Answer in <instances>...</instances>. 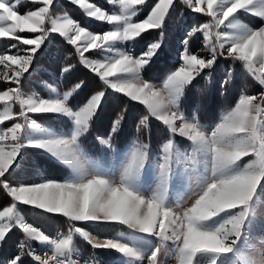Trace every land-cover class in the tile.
<instances>
[{"label": "snow or ice", "instance_id": "1", "mask_svg": "<svg viewBox=\"0 0 264 264\" xmlns=\"http://www.w3.org/2000/svg\"><path fill=\"white\" fill-rule=\"evenodd\" d=\"M69 2L87 18L111 25V30L93 32L67 13L56 15L58 0H0V38L10 41L0 52V81L7 82L0 91V190L9 201L0 205V248L14 230L22 235L0 264H25L26 257L36 264H102L95 250H114L123 258L103 264H162V250L171 251L176 264H264V243L257 248L248 240L249 233L264 234V220L256 218V204L264 194V0H110L118 5L111 14L88 0ZM26 4L32 8L21 12ZM180 5L203 14L208 22L185 29L178 41L179 66L170 68L158 87L141 73L164 54L171 13ZM242 15L259 19V25L243 23ZM151 30L158 35L138 55L117 48L138 42ZM197 33L206 42V54L190 50ZM52 34L74 46L79 63L100 81V88L80 102L75 96L85 86L83 80L64 92L44 82L51 90L48 98L23 91L22 81L32 75L34 62L52 55L46 45ZM92 50L106 54L92 59L97 54ZM219 57L241 62L260 87L255 94L242 91L234 107L205 127L197 115L200 102L191 93L207 94ZM74 67H62L61 76ZM232 77L229 68L220 81L221 94ZM108 90L144 106L135 130L149 133V142L137 137L126 153L113 150L115 167L94 159L90 153L96 148L83 143ZM14 105H19L18 111ZM127 111V105L121 107L107 132L95 136L99 145L112 149ZM31 114L64 117L67 131L45 128ZM150 120L160 122L168 134L154 167L155 188L148 186ZM173 138L187 140L191 151H179ZM41 156L70 174L62 181L46 177ZM180 163L194 176L185 193L191 200L186 207L184 196L175 202L170 196L174 166ZM34 215L63 217L70 227L51 238L31 220ZM107 225L124 226L128 235L101 240L86 230ZM74 237L82 238L93 252L78 250ZM31 241L50 246L51 253L35 255Z\"/></svg>", "mask_w": 264, "mask_h": 264}, {"label": "trees", "instance_id": "2", "mask_svg": "<svg viewBox=\"0 0 264 264\" xmlns=\"http://www.w3.org/2000/svg\"><path fill=\"white\" fill-rule=\"evenodd\" d=\"M92 3H96L102 8H109L107 0H88ZM24 7L28 9L32 8L31 4H26L21 7L20 11L24 10ZM145 12L147 10H144ZM183 12V17H181ZM67 13L77 22L83 26L89 27L91 31L103 32L108 30V24L97 22L94 19L86 17L84 12L76 5L69 2V0H58V4L55 7V14ZM142 18V17H141ZM208 22V18L203 14H195L187 9L186 6L180 5L174 13H171V19L169 21V27L167 29V47L165 48L164 54L155 58L153 63L146 67L141 75L142 78L149 82H161L166 73L170 68H175L179 62L178 52L181 47L178 41L183 36L185 29L191 30L193 27H200L203 23ZM31 35V34H24ZM158 35V30H151L146 32L141 39L136 43L131 44V49L134 55H138L146 44L150 42L154 37ZM197 38H192L190 41V50L197 52L199 47V41L202 38L200 33L196 34ZM47 50L52 53L51 56L40 57L38 61L34 62V65L30 68L32 75L27 81H22L23 91L25 93H40L43 96H47L48 87L45 86L44 82L48 85L58 87L62 90H69L72 85L83 80L85 86L75 96V102H80L88 97L93 90L100 88V81L98 77L91 73L84 65L78 61V56L75 54L74 46L68 44L58 34H52L49 41H46ZM10 46V41L7 38L0 40V51H5ZM74 65L72 71L61 76V68ZM231 68L233 71L232 84L227 88L224 94H221V76L225 75V72ZM212 83L208 85V91L205 96H199L194 91L191 93L200 102V109L197 113L201 123H213L224 111L228 110L235 104L240 94L246 92L247 94L256 93L259 90L258 82L247 73L246 69L238 61L232 59L218 58L215 69H212ZM27 75V74H26ZM197 82L203 86L202 80L198 78ZM7 87V82L0 81V90H4ZM127 105L128 111L126 120L123 125L122 131L117 135L112 142V149H108L106 146H101L95 139L97 134L106 133L109 127V123L116 111L121 107ZM186 113H189L188 105L182 106ZM145 111L144 106L138 102H129L128 98L122 94L114 93L108 90L106 99L101 107L95 124L92 128V133L89 134L86 139L83 140L85 146H94L96 151L90 153L92 156L97 155H109L114 151H125L130 144L139 137L144 142H149V133L147 129H141L140 132L135 130V125L138 122L139 116ZM190 114V113H189ZM32 116L38 117L40 122L53 121V126L56 131L61 132L63 129L67 131L66 124L67 119L64 117H57L52 114L38 115L31 114ZM149 127L151 129L150 139V153L155 156L158 152V147L162 140H165L167 133L162 124L155 120L149 121ZM114 150V151H113ZM33 150L29 149L31 154ZM40 159L46 165L44 175L50 179L62 181L68 175V169L63 166L57 165L46 157L41 156ZM19 179V177H17ZM32 179H36L34 176ZM259 199L264 201V194H260ZM9 203L8 198L4 195L3 191L0 190V205L7 206ZM2 207H0V210ZM31 220L39 227H42L46 231V234L57 235L59 232H66L70 227L69 222L63 217H48L34 215ZM95 234L99 236H114L120 232H127L128 230L124 226H100L98 228L89 227ZM22 238L19 230H14L7 239L6 243L0 248V258L12 252L19 241ZM76 244L81 247V243L76 237ZM30 245L32 246L31 242ZM84 246L89 249L90 247L84 243ZM89 247V248H88ZM83 249V248H82ZM84 250V249H83ZM107 250H95L97 257L101 256L103 252ZM111 251L110 255L106 259H111L114 255H117L114 250ZM93 250L90 248L86 251V255L92 253ZM100 258V257H99ZM25 264H36L31 257H26Z\"/></svg>", "mask_w": 264, "mask_h": 264}, {"label": "rangeland", "instance_id": "3", "mask_svg": "<svg viewBox=\"0 0 264 264\" xmlns=\"http://www.w3.org/2000/svg\"><path fill=\"white\" fill-rule=\"evenodd\" d=\"M107 1H108V4H109V8H104L105 10L109 11L110 14L112 12H115V11L118 10V5H112L111 2H110V0H107ZM88 2H90V1H88ZM90 3H92V2H90ZM26 9H28V8L27 7H24V10L22 12H24ZM57 15H63V14H57ZM239 19L243 23L249 24L251 27H256V26L259 25V19H256L254 21H250L246 16H243V15L240 16ZM102 23H104V22H102ZM108 30H111V25H108ZM1 39L2 38H0V40ZM128 47H131V44L122 43V44H118L117 45V48H120V49H128ZM198 48H199L198 51H197L198 53H200V54H206L207 53L206 42H205L203 36H202L201 40L199 41V47ZM92 51L94 53H97V50H92ZM180 51H182V48L180 49ZM0 52H2V51H0ZM179 52L177 54L178 57H179ZM197 52H193V53H197ZM105 54H98L97 53V54L92 55L90 58H92V59H100V58H102V55H105ZM222 58H224V57H222ZM224 59H230V58H224ZM239 63L242 64L241 62H239ZM178 66H179V62L176 64V67H178ZM213 69H215V66H214ZM223 77L224 76H221V80L223 79ZM162 82L163 81H161V82H152V83H154L155 85H157L158 87H160L162 85ZM202 83H204L203 80H202ZM51 87L52 88H55L57 92H64L65 91V90H62V89H60L58 87H55V86H51ZM4 90H6V89H4ZM0 91H3V90H0ZM33 93L34 94H38L39 96H41L43 98H48L49 95H51V90L49 89L47 91V93H48L47 96H43L42 94L36 93V92H33ZM33 93H26V94H33ZM250 94H255V93H250ZM3 106H4L3 103L0 102V110L3 109ZM234 106L235 105L231 106V108L234 107ZM18 110H19V105H14V111H18ZM220 117L221 116H219L211 125H209L210 123L209 124H202L201 123V124L204 125L205 127H210V126L214 125L216 122H218L219 119H220ZM32 118L35 119L36 122L38 124H40L41 126H43L45 128H50V129L56 131L55 127L52 125L54 120L47 121V122L43 123V122H40L37 119L38 117L32 116ZM6 123L10 126V123L11 122H6ZM56 132L57 133H60L58 131H56ZM173 139H174V142L177 143L178 150L179 151H182V152H190L191 151L190 144H189V142L187 140L179 141V140H176L175 138H173ZM158 148L159 149H158L157 155L152 156L151 153H149V157H150L149 164L152 165V170L150 172L151 179H150V182H149V185H148L150 188H155V186H156L154 167H155V164L157 162V157L160 154H162V144H160ZM130 150H131V148H130ZM126 152H128V151H125L123 153H126ZM113 155H114V153L111 154V155H97V156H92V157L94 159H105L110 165H112V166L115 167L117 165V162L113 159ZM148 169H149V165L146 164V170H148ZM174 169H175L176 175L173 177V180H172L171 185H170V196H171L173 202H175L176 200H178L180 197L184 196L185 197L184 206L186 207V206H188L191 203V200L188 199L185 196V193L187 192V189L190 186V184L193 182L194 176L188 170V167L184 163H180V164L175 165L174 166ZM69 174H70V170H68V175ZM142 179H143V176H142ZM256 218H257V221L258 222L261 221V220H264V201H262L261 199H258L257 204H256ZM86 230L89 231L94 237H97V238H99L101 240L108 239V238H118L119 235H120V234H117V235H114V236H99V235L95 234L89 227H87ZM53 235L54 234H51L49 236L52 238ZM123 235L126 236L128 234H123ZM248 240L252 244H254L255 247L260 248L261 244L264 243V234H260V233H249L248 234ZM79 242L81 243V247H78L77 246V244H76V237H74V243L76 244L78 250L83 251L86 254V251H89L90 248L88 247L89 249H87V247L84 246V243H86V242L82 238H79ZM31 244H32L31 247L35 249V253H34L35 255H41V256H43L46 252L48 254L51 253L50 246L41 245L37 241H31ZM110 253H111V251H108L107 250V251L103 252V254L101 256H99L102 264H103V261L109 260V259H106V258H107V256L110 255ZM76 258L77 257H75V256L73 257V259H76ZM160 258H161L162 264H176V259L172 255L171 251H164V250H162L161 257ZM122 259L123 258L119 255L116 259H113V261H119V260H122Z\"/></svg>", "mask_w": 264, "mask_h": 264}]
</instances>
